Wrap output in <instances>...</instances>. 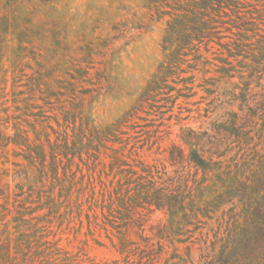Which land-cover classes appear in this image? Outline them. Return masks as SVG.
Instances as JSON below:
<instances>
[{"label": "trees", "instance_id": "16d2710c", "mask_svg": "<svg viewBox=\"0 0 264 264\" xmlns=\"http://www.w3.org/2000/svg\"><path fill=\"white\" fill-rule=\"evenodd\" d=\"M54 1L5 0L0 7V111L7 115L0 118V264H97L50 238L46 224L60 221L61 208L72 202L75 178L60 171L63 160L86 147L69 129L75 132L86 93L80 83L88 70L51 63L65 40L57 20L42 14ZM161 1L171 16L164 60L137 104L105 129L93 123L95 137L88 141L123 142L146 103L167 99L169 90L192 95L194 85L189 84L201 74L198 86L214 95L213 101L229 96L218 106L238 102L239 111L227 110L211 131L185 129L182 141L189 153L172 146L169 161L178 166L172 173L166 167L142 166V173L129 171L123 185L135 183L136 202L168 210L186 233L206 223L208 260L202 264H264V9L255 7L258 16L248 18L240 8L250 0ZM254 1L264 5V0ZM12 43L16 47L10 54ZM87 50L84 62L92 58V49ZM209 53L217 54L214 60ZM31 56L41 57L39 68L24 83ZM255 83L260 90L255 91ZM49 111L56 112L51 116ZM11 152L20 158L12 162L13 169ZM125 161L115 151L110 166L124 172ZM125 198L120 204L110 200L108 214L105 205L101 210L123 238L122 227L135 222L133 205ZM43 210L47 212L35 216ZM161 253L149 249L150 264Z\"/></svg>", "mask_w": 264, "mask_h": 264}, {"label": "rangeland", "instance_id": "374dc122", "mask_svg": "<svg viewBox=\"0 0 264 264\" xmlns=\"http://www.w3.org/2000/svg\"><path fill=\"white\" fill-rule=\"evenodd\" d=\"M4 1L0 0V7ZM262 4L250 0L240 10L248 18H255L258 16L255 7L264 9ZM167 9L161 0H56L46 4L42 10L43 15L57 20L59 32L65 37L51 63L60 64L59 68L82 67L88 70L80 83L81 92L86 93L79 102L81 109L75 132L69 129L71 134L84 139L86 147L82 153L65 158L60 167L62 173L66 170L69 179L75 178L72 202L61 208L63 216L60 221L55 219L46 224L51 226L50 238H56L67 250L97 264H150L152 259L147 252L152 247L162 249L155 264H183V260L202 264L208 260L206 223L198 228L191 226V231L186 233L168 210L136 202L135 183L130 186L123 184L129 171L142 173V166L166 167L172 173L178 167L169 161L172 146L179 145L186 154L189 153V147L182 141L184 130L211 131L214 120L227 110L239 111L238 102L230 107L224 103L218 106L229 100V96L213 101L215 96L198 86L202 77L198 74L199 78L189 84L194 85L189 90L192 95H179L176 90H169L164 94L167 99L146 103L133 127L129 128V134L122 137L123 142L88 141V138L95 137L93 123L105 129L137 104L164 60V38L171 19ZM13 47H16L15 43H12L10 54H13ZM89 47L92 58L84 62ZM216 55L208 54L211 59ZM40 56L27 59L30 68H26L28 76L23 77L24 83L33 71L38 70ZM58 72L56 74L64 76L62 71ZM210 76L219 75L210 73ZM171 84L175 85L172 81ZM254 86L255 91L260 90L256 83ZM60 100L57 107L65 97ZM159 104L167 106L161 108ZM53 112L56 111L48 114L52 116ZM6 116L4 111H0V118ZM51 121L58 129L54 119ZM73 126L74 123L71 128ZM27 128L32 130L29 126ZM48 130L55 138L53 130ZM115 151L124 155L123 167L127 171L110 166ZM10 159L9 167L13 169L12 162L20 158L11 152ZM124 197L133 205L135 214L133 225L128 229L122 227V232H126L125 238L101 214L104 205L108 214L106 206L110 200L120 204ZM45 212L47 210L36 212L35 216Z\"/></svg>", "mask_w": 264, "mask_h": 264}]
</instances>
